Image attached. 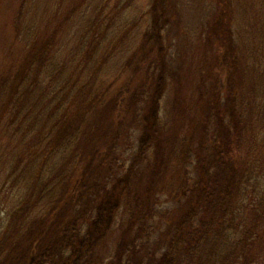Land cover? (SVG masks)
Masks as SVG:
<instances>
[{
    "label": "rangeland",
    "instance_id": "rangeland-1",
    "mask_svg": "<svg viewBox=\"0 0 264 264\" xmlns=\"http://www.w3.org/2000/svg\"><path fill=\"white\" fill-rule=\"evenodd\" d=\"M151 3L0 0V238L9 214L32 188L34 215L49 208L46 193L57 196L65 181L73 189L75 176L62 177L63 163L69 166L67 161L75 162L92 145L104 150L111 143V150L97 157L101 175L126 170L136 150L133 120L142 106L140 94L148 90L144 82L153 71L162 79L161 118L185 126L201 96L215 106L233 94L226 56L231 45L250 48L247 61L236 56L253 69L240 94L250 100L255 87L264 89V0H166L159 43L144 38L151 27ZM45 40L52 42L45 62L30 63L37 50L32 44ZM82 101H91L93 108L83 117L71 115ZM113 105L117 118L110 124L109 110L103 113ZM67 106L82 128L78 138L52 155L48 142ZM179 141L173 145L180 152L184 144ZM146 165L138 168L140 186L146 182ZM160 203V212L172 206L164 197ZM152 221L160 223L149 234L155 242L163 223L157 214ZM117 237L118 231L107 238L96 264L110 262Z\"/></svg>",
    "mask_w": 264,
    "mask_h": 264
},
{
    "label": "trees",
    "instance_id": "trees-1",
    "mask_svg": "<svg viewBox=\"0 0 264 264\" xmlns=\"http://www.w3.org/2000/svg\"><path fill=\"white\" fill-rule=\"evenodd\" d=\"M166 5V0H152L146 40L159 43ZM237 44L226 50L233 94L217 106L201 96L187 126L161 118L162 79L153 71L144 82L148 90L140 94L142 106L133 120L136 150L126 170L101 175L97 157L111 150L110 142L109 149L92 145L75 162L67 161L69 166L63 163L62 177L75 176L73 189L65 181L57 196L46 193L49 208L37 215L33 188L29 191L7 218L0 264H96L107 238L117 231L107 264H264L258 253L264 252V89L254 86L250 100L240 94L253 69L242 60L247 61L250 48ZM32 45L37 50L30 63L45 62L52 42ZM115 106L104 108L110 124L117 118ZM92 108L91 101H82L73 114L69 106L63 110L48 142L52 155L78 138L82 125L70 114L83 117ZM176 139L184 144L180 152ZM141 163H147L143 186L141 178L136 180ZM161 197L172 205L162 212L156 209ZM154 214L163 223L155 242L149 241L153 225H160L152 221Z\"/></svg>",
    "mask_w": 264,
    "mask_h": 264
}]
</instances>
